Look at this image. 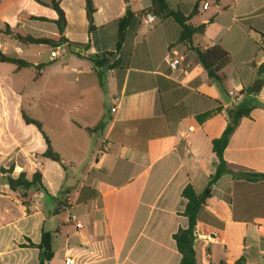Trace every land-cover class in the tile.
Segmentation results:
<instances>
[{
  "label": "crops",
  "instance_id": "crops-1",
  "mask_svg": "<svg viewBox=\"0 0 264 264\" xmlns=\"http://www.w3.org/2000/svg\"><path fill=\"white\" fill-rule=\"evenodd\" d=\"M93 1L92 39L86 0H61L60 6L69 43H90L82 48L86 54L111 53L119 63L103 69L104 85L90 61L67 51L59 67L53 65L59 57L27 60L34 54L20 44H30L9 31L58 36L57 14L35 0H0V52L46 65L39 70L10 64L14 68L6 72L1 67L8 63L0 62V264H40L44 232L53 235L49 264H179L173 236L189 224L182 192L189 184L198 194L206 189L218 165L212 142L226 130L228 110L239 105L252 111L224 152L239 177L222 176L199 213L197 264H264V179H245L264 174V0H167L185 15L196 12L193 26L206 25L194 36L195 47L220 45L230 53L222 88L208 79L193 85L205 69L180 42L177 22L156 16L145 22L151 0ZM129 9L137 18L117 50V21ZM175 59L177 69L170 64ZM31 69L35 73L26 79ZM36 105L47 107V128L34 113ZM211 111L199 122V115ZM24 114L42 124L62 164L43 156V133L26 124ZM101 122L102 131H89ZM11 166L13 177L41 173L45 190L26 196L11 190L1 173ZM72 215L82 228L70 221Z\"/></svg>",
  "mask_w": 264,
  "mask_h": 264
},
{
  "label": "trees",
  "instance_id": "trees-1",
  "mask_svg": "<svg viewBox=\"0 0 264 264\" xmlns=\"http://www.w3.org/2000/svg\"><path fill=\"white\" fill-rule=\"evenodd\" d=\"M37 3L51 8L57 14L58 19L56 20V24L59 28V35L48 38H35L31 35H24L19 32L9 33L17 40L21 41L24 44L30 45H46L51 48H58L62 45H66V51L70 54L82 57L90 61L95 71L98 73L101 84L104 85V75L105 71L103 69L115 70L119 67V63L112 62L110 59L111 53H106L102 56H98L97 59H91L86 53L78 54L73 51L75 47H81L87 49L90 47V43L87 45H80L75 43H69L66 37L64 36L65 29L67 26V20L64 10L61 8L60 3L61 0H35ZM128 3V0H125ZM151 7L145 14H153L156 17H160L163 19H171L177 22L181 29V37L180 42L185 43L189 46V49L195 52L199 58L200 63L203 65L205 69V76L199 77L193 82V85H198L204 80H212L216 84H218L222 88V84L224 82L225 76L222 74L224 68H226L231 62L232 57L230 53L225 50L222 46L216 45L208 49H201L195 47L193 44V39L195 35L203 34L206 29V25L193 26L190 24V20L195 16V13L191 15H185L183 12L179 10H173L169 6L167 0H151ZM198 10V7L195 8ZM86 11H87V19L89 24V35L92 39L95 32L97 31V27L95 26V14L97 12V8L94 4L93 0H86ZM137 18L135 14L129 9L126 12V15L117 21L119 27L118 34V44L117 50H120L124 44L126 32L130 27L132 21ZM29 20L43 21L47 20L45 17L41 16H28ZM0 62L8 63L16 65L18 68H31L36 67L41 70L45 67V64L33 65L25 60L16 59L12 57H8L0 52ZM264 70V65L261 67L260 71ZM220 111V110H217ZM252 109L244 106H235L228 110V116L230 118V122L222 134V136L218 139L213 140L212 146L213 151L217 157L218 165L216 167L215 173L210 177L208 185L206 189L201 193H196L195 189L192 185H187L183 192L182 197L186 200L185 210L183 215L187 217L189 224L187 228H180L173 236L177 249L182 256L181 262L179 264H197V257L195 251V241L197 239L196 228L198 224V216L202 208L206 205L207 201L212 197L213 188L217 184V182L221 179L222 176L226 174H231L234 177H239L238 174H235L231 170H229L227 166V162L224 159V152L227 146L229 145L231 136L235 132L239 122L244 117H249ZM214 112H207L201 114L197 117L199 122L203 123L212 117ZM24 121L26 124L35 125L42 133V124L30 117L26 114L23 115ZM104 129V123H99L94 129L89 130L90 132H99ZM44 139L47 144V150L43 154V156L52 161L58 162L62 164L61 158L59 154H57L51 145L48 137L43 133ZM14 172V166H11L9 169L1 168V173L4 176L5 181L10 186L13 191H20L23 193V196H26V192L33 189H43L45 190L43 184L42 174L37 172L35 173L31 179H29L26 173L22 172L18 177H13L12 173ZM246 180L250 182H258L259 180L264 179V174L258 175H248L245 177ZM52 233L44 232L42 237V242L39 245L40 249V264H49V262L54 258L55 252L52 243ZM236 264H243V261L240 260Z\"/></svg>",
  "mask_w": 264,
  "mask_h": 264
},
{
  "label": "rangeland",
  "instance_id": "rangeland-1",
  "mask_svg": "<svg viewBox=\"0 0 264 264\" xmlns=\"http://www.w3.org/2000/svg\"><path fill=\"white\" fill-rule=\"evenodd\" d=\"M201 14L203 15L204 12L201 11ZM199 21V20H198ZM198 21H195L197 24ZM20 46L24 49V53H31L34 54L33 56L27 58V60H29L32 63H47L50 62V60H52L51 57V50H55L56 48H50L47 46H41V45H27L24 46L22 44H20ZM23 53V54H24ZM11 54L15 55L16 54L11 51ZM67 57H66V53H64L63 51H59V61L53 65L56 66H62L65 61H66ZM14 68L13 65L10 64H2L1 69H3L6 72L11 71ZM35 73V70H26L23 74V76L27 79L30 76H32V74ZM34 113L41 119V121L45 124L46 128L48 126V112H47V107H42L39 105L34 106Z\"/></svg>",
  "mask_w": 264,
  "mask_h": 264
},
{
  "label": "built area",
  "instance_id": "built-area-1",
  "mask_svg": "<svg viewBox=\"0 0 264 264\" xmlns=\"http://www.w3.org/2000/svg\"><path fill=\"white\" fill-rule=\"evenodd\" d=\"M208 7H209V4L205 3L204 4V8L207 9ZM143 19L145 20V22L151 23V22L154 21L155 16L153 14H145V15H143ZM59 51H63L64 53H66L65 47L64 46H60V47L56 48L55 50H52V52H51L52 58H58L59 57ZM170 64H171L172 68L177 69V67L179 65V60L175 59V60L171 61ZM112 111L114 112V111H116V109L113 108ZM70 221L72 223H74L75 226L77 228H79V229L83 227L82 223L80 222V220L78 219V217L76 215H72L71 218H70ZM67 262L70 263L71 260L67 259Z\"/></svg>",
  "mask_w": 264,
  "mask_h": 264
},
{
  "label": "water",
  "instance_id": "water-1",
  "mask_svg": "<svg viewBox=\"0 0 264 264\" xmlns=\"http://www.w3.org/2000/svg\"><path fill=\"white\" fill-rule=\"evenodd\" d=\"M73 51L78 53V54H84L85 53V50L82 49V48H78V47H75L73 48ZM88 56L91 58V59H97L98 58V55H96L95 53L91 52V51H86Z\"/></svg>",
  "mask_w": 264,
  "mask_h": 264
}]
</instances>
